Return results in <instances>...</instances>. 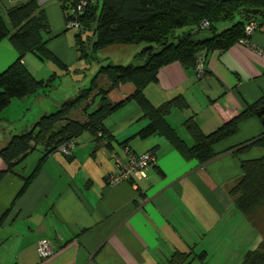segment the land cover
Listing matches in <instances>:
<instances>
[{"label": "crops", "instance_id": "crops-1", "mask_svg": "<svg viewBox=\"0 0 264 264\" xmlns=\"http://www.w3.org/2000/svg\"><path fill=\"white\" fill-rule=\"evenodd\" d=\"M18 1L0 0V17L9 29L6 8ZM37 1L49 23L47 47L60 65L31 53L22 62L38 79L55 76L53 86L59 76L55 67L67 71L69 62L77 61L75 35L73 48L58 0ZM64 52L72 60H64ZM17 56L8 38L2 39L0 71ZM200 60L196 70H186L179 62L161 67L156 80L143 89L153 106L176 95L185 98L187 107L172 109L166 120L189 146L193 139L183 124L187 118L208 134L264 98V32H254L247 43L236 42L224 51L211 50ZM133 88L123 84L108 94L109 100L118 101ZM50 94L12 99L0 126H8L11 133L28 129L56 106L45 104ZM147 123L131 100L105 118L104 136L83 133L69 156L57 151L42 159L39 145L8 171L0 180V264H165L176 251L193 252L190 264H239L246 251L256 249L259 216H244L228 191L241 174L231 150L264 132L261 120L254 116L240 122L236 134L213 145L218 155L206 163L184 158L160 134L132 136ZM9 137L0 130V147ZM125 145L135 153L152 152L155 163L140 179L108 184L106 176L116 171V158L126 160ZM262 155L264 148L254 146L240 158ZM4 168L0 157V170ZM235 235V242H229ZM41 239L53 244L49 257L39 254Z\"/></svg>", "mask_w": 264, "mask_h": 264}, {"label": "trees", "instance_id": "trees-1", "mask_svg": "<svg viewBox=\"0 0 264 264\" xmlns=\"http://www.w3.org/2000/svg\"><path fill=\"white\" fill-rule=\"evenodd\" d=\"M58 1L66 25L71 21L78 22L75 45L79 58L85 64L98 59L97 52L109 45L141 42L148 45L134 53L127 65L108 63L99 66L86 87L62 101L54 111L40 115L28 129L11 133L8 126H0L2 132L10 134L8 141L0 147V157L5 163V168L0 170V180L39 145L43 147L41 158L44 159L59 151L64 143L70 140L75 142L83 133L104 136L107 133L103 124L105 118L131 100L137 102L143 117L148 119V123L133 137L146 139L160 134L184 158L196 159L200 163H206L218 155L213 151V145L236 134L240 122L256 116L264 124V112L259 111L264 107V98L247 105L208 134H204L192 118H187L183 124L193 139L189 146L166 120L172 109L187 107L185 98L176 95L159 106H153L143 94V89L156 80L161 67L179 62L186 70H196L204 54L211 50L224 51L244 38L247 22L264 20V12H250L264 10V0H87L81 11H77L80 0ZM6 18L11 29L0 17V41L8 38L18 56L5 70L0 71V125L3 123L2 114L12 99L47 95L51 91L55 76L48 81L36 78L22 62L23 57L31 53L41 60H58L47 47L49 23L37 0H22L8 6ZM203 20L208 22L205 28L199 26ZM224 23L229 25L220 29ZM85 32L90 34L83 39ZM57 64L60 65L59 62ZM101 77L107 81L104 86L99 85ZM126 83L133 85V91L118 101H110L108 94ZM76 110L79 112L72 117ZM79 116L82 119H78ZM254 146L264 148V132L231 150L239 160L241 174L228 193L234 205L246 217L264 205V155L240 158L241 154ZM34 173L25 177L20 192L24 191ZM203 255V251L197 254L200 258ZM193 258L191 251H176L165 264H190ZM239 264H264V242L260 241L256 249L246 251Z\"/></svg>", "mask_w": 264, "mask_h": 264}, {"label": "rangeland", "instance_id": "rangeland-1", "mask_svg": "<svg viewBox=\"0 0 264 264\" xmlns=\"http://www.w3.org/2000/svg\"><path fill=\"white\" fill-rule=\"evenodd\" d=\"M229 23L221 24L220 29L228 26ZM68 31H70L71 35L68 38L70 42L69 45L71 47L74 46V35L78 33L77 27H69ZM90 33L85 32L82 34V38L86 39L87 35ZM148 43L141 42L139 44H113L105 47L101 51H98L96 57L99 61L93 60L90 64H85L82 59L79 58L78 52L75 50V59L77 60L74 63L69 62L68 70H63L58 67H55L59 72V76L57 77L56 81L53 83L51 88L50 94V101H45V104L55 103L56 106L53 108L55 110L57 106L64 101L74 95L77 94L78 90L82 87H86L89 84L90 79L94 76L96 71L98 70L99 66L106 65L108 63H112L114 65H127L131 62V56L133 53L140 51L142 48L147 46ZM74 48V47H73ZM61 56L64 60H72V58L66 52L62 53ZM106 79L101 77L99 79V85L104 86ZM131 84V83H130ZM122 86V85H121ZM114 90V91H113ZM112 92H117L118 88L113 89ZM111 92V93H112ZM98 100V99H97ZM97 102V101H96ZM96 105V104H95ZM93 106V108L95 107ZM92 108V109H93ZM90 109V110H92ZM51 110V111H53ZM79 110L74 111L72 113V117L78 113ZM78 119H82L80 116ZM254 216H259L256 220L261 221V242H264V205H261L259 208L256 209L254 212ZM241 218L238 219V224H240ZM245 226V223H243ZM235 236L230 238L229 242H235ZM252 237V236H251ZM251 239V238H250ZM245 245V244H244Z\"/></svg>", "mask_w": 264, "mask_h": 264}, {"label": "built area", "instance_id": "built-area-1", "mask_svg": "<svg viewBox=\"0 0 264 264\" xmlns=\"http://www.w3.org/2000/svg\"><path fill=\"white\" fill-rule=\"evenodd\" d=\"M87 0H80L77 5V11H81L86 5ZM69 27H77V21L68 23ZM201 28L208 26V22L203 20L199 25ZM264 32V20H250L244 26V38L238 40V43L248 42L249 36L254 32ZM75 142L70 140L59 147L62 154L69 155L74 148ZM126 160L116 158V171L109 174L106 181L114 185L123 181H134L145 176L147 169L155 163V156L151 152L135 153L129 148L124 149ZM37 249L42 258L49 257L53 253V244L48 239H41L37 243Z\"/></svg>", "mask_w": 264, "mask_h": 264}, {"label": "water", "instance_id": "water-1", "mask_svg": "<svg viewBox=\"0 0 264 264\" xmlns=\"http://www.w3.org/2000/svg\"><path fill=\"white\" fill-rule=\"evenodd\" d=\"M250 12L251 13H258V12H264V10L256 9V10H250ZM259 111L264 112V107L259 108Z\"/></svg>", "mask_w": 264, "mask_h": 264}]
</instances>
